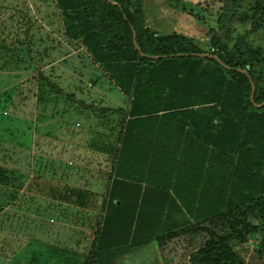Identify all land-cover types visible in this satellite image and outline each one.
<instances>
[{
	"label": "trees",
	"instance_id": "1",
	"mask_svg": "<svg viewBox=\"0 0 264 264\" xmlns=\"http://www.w3.org/2000/svg\"><path fill=\"white\" fill-rule=\"evenodd\" d=\"M65 35L128 98L123 107L78 100L45 78L57 94L118 116L122 128L92 250L85 264H108L132 248L202 230L208 238L191 264H246L238 245L260 236L264 252V0H220L204 47L181 33L141 24L138 0H55ZM222 219L226 233L210 223Z\"/></svg>",
	"mask_w": 264,
	"mask_h": 264
},
{
	"label": "rangeland",
	"instance_id": "2",
	"mask_svg": "<svg viewBox=\"0 0 264 264\" xmlns=\"http://www.w3.org/2000/svg\"><path fill=\"white\" fill-rule=\"evenodd\" d=\"M138 1L141 24L161 35L181 33L211 47L209 32L214 28L228 46L236 41L217 23L220 0ZM253 3L244 0L245 6ZM62 21L55 0H0V75L8 72L11 77L0 79V193L15 195L25 188L36 192L42 176L67 173L78 192L97 197L106 192L121 118L95 119L90 109L55 93L45 78L89 104L126 108L129 101L86 48L65 35ZM252 45L264 47V31L252 36ZM31 201L36 211L39 201ZM98 215L90 219L94 229ZM210 227L219 234L229 230L222 219ZM207 238L204 231L190 229L170 241L132 248L108 264H191L189 255ZM260 239L254 235L236 247L246 264H264Z\"/></svg>",
	"mask_w": 264,
	"mask_h": 264
},
{
	"label": "crops",
	"instance_id": "3",
	"mask_svg": "<svg viewBox=\"0 0 264 264\" xmlns=\"http://www.w3.org/2000/svg\"><path fill=\"white\" fill-rule=\"evenodd\" d=\"M2 78L11 77L3 72ZM73 179L69 173L44 175L36 181V192L25 188L15 195L0 193V264H85L97 229L90 219L101 215L105 193L97 197L94 192H78ZM25 198L39 201L36 211Z\"/></svg>",
	"mask_w": 264,
	"mask_h": 264
}]
</instances>
